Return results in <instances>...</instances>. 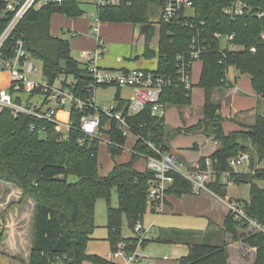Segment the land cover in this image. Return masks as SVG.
I'll list each match as a JSON object with an SVG mask.
<instances>
[{
	"label": "trees",
	"instance_id": "obj_1",
	"mask_svg": "<svg viewBox=\"0 0 264 264\" xmlns=\"http://www.w3.org/2000/svg\"><path fill=\"white\" fill-rule=\"evenodd\" d=\"M233 1L193 0L191 21L187 25L176 20L165 22L159 19L158 50L153 53V56L157 55L158 63L155 70H150L165 74L171 80L162 88L160 101L163 104L190 105L191 87L186 88L177 81L176 57L182 54L187 60L194 42L209 47L199 58L202 69L198 86L204 92L201 116L195 124L174 131L199 132L212 139L216 148L208 157L220 170L228 169V159L241 152L249 153L250 168L264 156V114L258 113L252 124L241 125L243 128L226 133L220 104L212 99L214 89L232 86L226 78L229 67L237 71V75H248L253 91L264 99V15L256 16L257 11L264 12V0H245L250 11L231 19L223 13V8ZM152 3L160 7L157 0H122L116 6L97 8V19L100 22L149 23L145 33L149 41L151 22L148 8ZM82 4L83 1L72 0L30 8L5 39L1 52L13 55L14 42L21 39L32 58L41 61L45 79L52 82L56 77H62L66 81L71 77V89L85 95L86 85L91 79L88 71L71 57L68 40L50 33L53 13L79 17L84 13ZM10 17L9 12L0 15V34ZM215 32L233 34V42L238 48L220 51L218 40L213 38ZM145 54L147 58L153 57ZM116 108L121 109L119 106ZM79 114L71 110L70 119L76 125ZM101 118L103 122L106 120L104 115ZM163 119L149 116L148 108L127 118L131 132L137 137L130 159L115 163L107 175L101 176L98 173V141L86 140L80 145L77 142L80 133L75 129L69 130L62 138V133L55 130L52 122L41 120L35 123L32 117H13L6 109L0 111V180L18 187L22 197H29L34 202L29 264H59L56 258L63 264L106 263V259L86 252L94 229V206L98 198L107 202V240L111 249L120 241L136 242L135 233L125 238L122 236L123 218L133 230L136 222L154 208L147 199L148 181L153 172L136 170L134 162L141 155L158 156L148 142L160 152H168L166 142L169 134ZM32 123H35L33 130ZM41 126L45 127L43 137ZM107 133V151L114 158L121 154L126 136L114 120L110 121ZM232 177L236 184H249L250 200L244 203L246 214L264 226V187L257 183L264 180V169L255 174L233 172ZM226 187L219 180L209 184L217 197L229 201ZM112 189L118 195L115 208L110 205ZM168 193L177 196L191 194V185L175 174ZM220 229L225 236L222 245L187 243L188 253L178 260L179 264H232L227 261V247L235 241L253 250L248 254L252 256L250 264H264V234L251 231L246 224L239 226L229 212L224 216ZM2 237L0 232V244ZM126 247L131 250L134 245L126 243Z\"/></svg>",
	"mask_w": 264,
	"mask_h": 264
},
{
	"label": "built area",
	"instance_id": "obj_2",
	"mask_svg": "<svg viewBox=\"0 0 264 264\" xmlns=\"http://www.w3.org/2000/svg\"><path fill=\"white\" fill-rule=\"evenodd\" d=\"M64 1L72 0H0V15L5 12L11 14L10 20L0 34V71H6L9 76L8 85L0 88V111L6 109L11 112L13 117L24 116L32 117L36 122L46 120L54 124L57 132H61V137L65 138L69 130L75 129L80 133L77 142L83 145L86 140H96L100 142H109L107 138L110 129V121L114 120L126 136L131 132L127 123V118L142 112L148 108L149 116L160 118L164 115V104L160 101V94L163 86L170 84L168 76L161 73H155L146 69H116L101 68L98 60L104 49V42L97 37L96 48L89 53L86 61L81 62L90 75L89 83L86 85V94L81 95L72 88V80L68 78L56 77L49 82L42 74V68L39 72L33 61L32 56L23 46L21 39H17L13 45V55H7L1 52L5 39L13 30L18 21L30 9H38L48 4H61ZM94 4L96 8L104 6H116L122 3V0H77ZM160 4V19L165 22L176 20L178 23L187 25L191 20L186 12L187 8H193V0H157ZM127 4H130L127 2ZM250 11V6L245 0H234L223 8V13L231 19L240 17ZM264 15L263 11H257L256 16ZM96 32L97 26H93ZM76 34L72 33L71 36ZM213 38L218 40L220 51L223 49H236L238 45L233 42V34L222 35L219 32L213 33ZM224 42V43H223ZM209 48L205 45L192 43L189 56L184 60L182 54L177 55L178 76L177 81L184 87H191V66L195 60H199L203 51ZM78 61V60H77ZM80 62V61H78ZM65 82V84H64ZM113 85L116 87L126 86L130 88L127 109H117L114 105H109L103 109L98 108L94 103V92L98 87ZM55 101V106L43 109ZM68 107L65 118L60 119L58 114ZM80 112L78 124L76 125L70 119L71 110ZM63 113V112H62ZM106 120L102 121V116ZM35 123L31 124V129L35 128ZM41 132L45 130L41 126ZM148 145L155 150L158 156L141 155L145 160L146 169L153 172V177L148 181L147 199L155 209L162 207L166 200L168 190L174 183V175H178L188 181L191 185V193L196 196L214 195L209 188V184L219 180L223 184L234 183L232 173H250L264 169V156L256 160L253 168H250V155L241 152L228 159V169L220 170L215 167L214 161L205 156L200 162L187 163L172 152H160L152 143ZM244 165L246 169L238 171L237 167ZM264 187V180L260 181ZM229 213L239 226L247 225L251 231L264 234V226L255 219L249 217L245 211L244 203L238 200L226 201ZM137 236L136 243L141 244L144 239L145 229L141 221H137L133 227ZM124 238L126 236H123ZM138 244V245H139ZM137 245V246H138ZM137 249V247H136ZM130 250L123 241L118 242L110 249L105 259L112 264H139L141 257L137 250ZM167 258V256H164ZM59 264L63 261L56 258ZM145 264H150L146 262Z\"/></svg>",
	"mask_w": 264,
	"mask_h": 264
},
{
	"label": "rangeland",
	"instance_id": "obj_3",
	"mask_svg": "<svg viewBox=\"0 0 264 264\" xmlns=\"http://www.w3.org/2000/svg\"><path fill=\"white\" fill-rule=\"evenodd\" d=\"M84 13L79 16L80 18L86 17L89 19V30L88 33L90 37H94L96 32L93 31V26H97L98 15L97 8L94 4L83 3L81 5ZM149 18L151 22V27L149 28L148 35H150L151 40L149 42V50L157 52L158 50V39H159V28L157 27L158 16L160 15V7L157 4H150L149 8ZM192 8H187L186 12L192 14ZM53 14H59V16L65 15L64 13L56 12ZM52 14V15H53ZM57 16L55 20L51 22L55 30V35L63 37L68 40L70 45V55L73 59H76L80 62L86 61V57L89 55L91 50L96 48L93 40L85 38V31H79L75 36H69L65 32H60V28L64 26L62 18ZM66 16V15H65ZM77 18V17H74ZM103 26L101 30L108 24L106 22H100ZM149 24V23H148ZM143 24L124 22V23H111V32L103 34L101 31V38L104 41V48L106 49L103 52V55L98 60V65L101 67H126L128 69H146V70H155L157 68V55L154 57H143L142 56V45L145 43L147 36L142 34L140 29ZM66 27V26H64ZM54 32V31H53ZM52 33V31H51ZM132 41V43H131ZM97 43V41H96ZM224 43V42H223ZM97 45V44H96ZM138 57H136V55ZM115 58H120L124 63L119 64L116 62ZM33 61L36 65L37 70L41 71V61L33 58ZM202 62L200 60L196 61L193 64V76H192V87L190 90L191 103L194 106L202 105L204 96L202 89L198 86V74L201 69ZM72 78L68 77V81H71ZM9 81V76L6 71H0V88H4L6 83ZM237 86L244 91L247 95L242 94L235 96L232 100L231 110L236 111L239 109H249L257 105L255 100L254 93L252 91L249 79L246 75H241L238 77ZM116 86L109 85L105 87H98L94 92V103L95 105L103 109L109 105H113L114 93ZM130 96V88L122 86L120 89V97L122 99H128ZM260 106L263 105V102L260 101ZM55 106V101H52L48 105H45L43 109L47 107ZM69 108L65 107L63 109V114L67 113ZM185 112V111H184ZM185 116L186 113H184ZM194 116L188 117L186 119V124L193 123ZM184 117H182V112L180 107H177L173 104H164V126L167 130L169 136L167 137V146L173 147L177 151L179 157L186 162H196L200 160L201 157L210 156L213 149V141L208 139L205 135H192V134H179L174 129L181 127L184 124ZM231 125L228 121L225 120L223 124V129L229 131L228 129ZM172 127V128H171ZM44 133L41 134L43 137ZM178 134V135H177ZM175 136V137H174ZM107 144L100 143L98 147V173L100 175H107L111 170L112 160L105 150ZM133 145L132 134L126 133V140L123 146V150L120 156L115 157L116 162H120L123 159H130L131 146ZM172 145V146H170ZM135 165L138 168H143L142 159L136 160ZM244 165L237 167L238 171H242ZM104 175V176H105ZM73 179V178H71ZM261 186V183L257 181ZM18 188V187H17ZM19 189V188H18ZM227 193L232 195V197L238 198L240 202L245 203L249 202V184L248 183H228L227 184ZM20 190V189H19ZM21 191V190H20ZM188 195L191 197L192 194H182ZM180 195V196H182ZM22 196V193H21ZM196 197V196H195ZM29 198V197H25ZM31 199V198H29ZM214 199V198H213ZM32 200V199H31ZM209 201V199L207 198ZM216 203L211 204L212 202H201L197 198H190L182 200L178 205V210L171 209L169 211L163 210V207L155 209V211H148L142 218L141 224L142 227L146 230L144 239L158 238L161 237L167 241L181 242L182 243H202L210 245H222L225 242V236L223 231L220 229L216 223H220L218 220L217 212L219 209L225 206L226 201L219 198L214 199ZM33 201V200H32ZM13 203V202H11ZM34 203V202H33ZM110 205L115 208L118 206V195L115 189H112L110 195ZM228 207V206H227ZM229 212V209L228 211ZM31 216V213L30 215ZM209 220L212 222L211 225H208ZM25 234L30 231V221L23 220ZM153 225V226H152ZM134 230L130 229L127 226L125 218H123L122 226V236H133ZM26 237V236H25ZM145 242V243H144ZM142 241L141 244L138 242H126L127 244L134 245L132 250H135L137 247V252L144 256L141 257L145 262H150V264H160L161 262H167L169 264H179L180 256L178 253H181L183 247H169L170 250H165L164 243L157 242H148ZM167 244H170V243ZM236 242V241H235ZM232 242L228 248V262L235 263L240 261V264H250L252 261V256L249 258L245 255L244 246L240 245L237 247V244ZM241 244V242H239ZM139 244V245H138ZM138 245V246H137ZM143 245H147L146 247ZM115 246V245H114ZM111 249V246L107 240V202L104 198H98L94 206V229L91 234V238L87 243L86 252L88 254H94L101 258L105 259L106 253ZM252 253V251H251ZM166 255L168 259H161V256ZM65 258V257H63ZM245 261H243V260ZM0 264H23L19 260L12 259L5 255L0 254ZM84 264H94L86 262ZM104 264H112L106 261Z\"/></svg>",
	"mask_w": 264,
	"mask_h": 264
},
{
	"label": "crops",
	"instance_id": "obj_4",
	"mask_svg": "<svg viewBox=\"0 0 264 264\" xmlns=\"http://www.w3.org/2000/svg\"><path fill=\"white\" fill-rule=\"evenodd\" d=\"M83 3H87V2H83ZM57 16H59V14L51 15L50 22H51V18H52V22H53V20H55V18ZM59 17L62 18L63 24H64V26H66V27H64V26L61 27L60 28V32H65L69 36H71L72 33L78 34L79 31H81V30L85 31V32L87 31L85 33L86 36H84V37L93 40L95 46L97 44L96 43L97 37L101 38V34H102L101 31L103 32V34H107V33L111 32V26H110L111 23H115V24L124 23V22H106L108 24L104 27L103 30H101V28L103 26L98 21L99 24L97 25L96 34L92 38V37H90V35L88 33L90 25H89V19H87L86 17L74 18V17L65 16V15H62V16H59ZM159 19H160V15L158 16V20ZM157 27H158V22H157ZM55 30L56 29H54V27L52 26V23H50V33L52 31L51 35L58 36V35H55ZM150 40H151V38L149 39V41L146 39L145 43H143V45H142V47H143L142 48V56L143 57H146V54H145V56L143 55L144 52H146L149 56H153L154 51L153 50H149V48H148ZM131 43H132V41H131ZM145 47H147V48H145ZM94 49H92L91 51H93ZM105 49H106V46H105L104 50ZM104 50H103V52H104ZM103 52H102L101 56L103 55ZM138 55L139 54H137L136 57H138ZM115 59H116V62H118L119 64L124 63L123 60H121L120 58H115ZM196 61H198V60H195L192 63V66H191V73H190L191 84H192V76H193L192 67H193V64ZM101 68H112V67H101ZM121 68L122 69H128L126 67H119V68H116V69H121ZM201 69H202V66H201ZM201 69L199 71L198 77H200ZM244 75H246V74H244ZM239 76H241V75H237V71H235L232 67H229L226 70V78L232 84V86L230 88H225V89H221V90L214 89V91H213L212 99H213V101H215V102L217 101L220 104V112H221L222 116L224 117L223 124H224L225 120L228 121L231 124V125H229L230 126L229 128H231V129H228L229 131H225L223 129L224 132H226V133L230 132V131H234V130L243 128L241 125H250V124H252L254 122L256 114H258V113L264 114V99L259 97L253 91V89H252V91L254 93L255 100L257 101V105L255 107H251L249 109H239V110H236V111H232L231 110L232 100H233V98L235 96H239V95H242V94L247 95L244 91H242L237 86V80H238ZM246 76L248 77L249 83H250L249 76L248 75H246ZM197 79L199 80V78H197ZM7 85H8V83H6V86ZM6 86H4V87H6ZM191 87H192V85H191ZM116 89L117 90H115V93H114V101L115 102L113 103V105L116 106V107L119 106L121 109H127L128 99L129 98L128 99H122L120 97V89H121V87H116ZM116 93H118V95H117L118 98L116 96ZM203 96H204V92H203ZM260 101L263 102L262 106L259 105V103H261ZM202 105H203V103H202ZM202 105L194 106L191 103L190 105H186L184 107H180V111L182 112V117H184L183 120L185 122L179 128H185V127H188V126H191V125L195 124L197 122L198 118L201 116ZM184 113H186L187 116H185ZM61 114H62V116L65 117V114H63L62 112H61ZM191 116H194L193 123L187 125L186 124V119L188 117H191ZM163 118H164V115H163ZM164 122H165V120H164ZM130 133L132 134L133 145H134L137 137L132 132H130ZM179 134H192V135H200V134H202V135H204L203 133H199V132H195V133L180 132ZM105 136L107 138L109 137L108 134L105 135ZM207 138L210 139L209 137H207ZM210 140L213 141L212 139H210ZM100 143H105V142H100ZM100 143H99V145H100ZM105 144H108V143H105ZM99 145H98V147H99ZM133 145L131 146V151H132ZM170 146H172V145H170ZM215 148H216V143L213 141V149H212L211 153L215 150ZM105 150L107 151V145L105 146ZM131 151H130V155H131ZM170 151L172 153H174L176 156L179 157L177 151H175L173 149V147H170ZM107 153H108V151H107ZM109 156H110V154H109ZM117 156H120V154L116 155L115 157H117ZM115 157L112 158L110 156V158L112 160L111 169H112V167H113V165L115 163H123V162L128 161V159L127 160L123 159V161L121 160L120 162H116L115 161ZM138 159H142L143 168H138L135 165L136 161L134 162V168L136 170H138V171H144L146 169L145 160H144L143 157H139ZM201 160H202V157H201L200 160H197L196 162H200ZM187 163H195V162H187ZM244 169H246L245 166H244ZM104 175L105 174H103L101 176H104ZM187 196L188 195L177 196V195L168 193L167 197H166V200L164 201V204L162 206L163 210H165V211H169L171 209L178 210L177 207L181 203L182 200L186 201L187 199H190L192 197L197 198L198 200H201V202H203V203L206 202L207 204H208V202H212L211 204H213V203L215 204L216 200H214V199L219 198L217 196L210 195V194L202 195V196H196V195L192 194V195H190L191 197H187ZM228 197H229L230 200H240L238 198L232 197V195H228ZM207 198L209 199V201L207 200ZM11 202H13V203H11ZM225 204H226L225 206L221 207L218 210L219 213L217 212L218 220L220 221V223H216L217 226H219V224H221L224 216L226 215V213L228 211L227 202ZM148 211L153 212L155 210L154 209H149ZM30 213H31V216H29ZM33 214H34V203H33V201L31 199H29V198L22 197L21 196V191L16 186H14L13 184L0 180V232H2V235H3L2 241H1V244H0V254L5 255L7 257H10L12 259L19 260L23 264H29L30 251H31V246H32V236H33ZM143 216H142V218H143ZM23 220H25L27 222L30 221V231L28 232V235H27V233L25 234ZM211 224H212V222L209 220L208 225H211ZM146 240H147L146 243H148V242L164 243V246H165L164 249L165 250L166 249L170 250L169 247H174V246L183 247L181 249V253L180 252L178 253L182 257L185 256L188 253L187 243L184 244V243H182V241L180 243L179 242L171 243V242H169L166 239H163L161 237L151 238V239H146ZM168 242L170 244H167ZM235 243L237 244V247L238 246L240 247L241 244L239 243V241H236ZM143 246H145V245H143ZM244 249H245V252H244L245 255H247V257L250 258L251 255H248V254H249V252H251L253 250L250 249V248H244ZM140 256H142V255H140ZM144 256H142V257L144 258ZM164 256H166V255H164ZM164 256H161V259H163V260L164 259H168V258H164ZM143 258L140 259V261L138 262L139 264H145L146 263L145 260H143ZM243 261H245V260H243ZM239 262L240 261H237V262H235L233 264H240ZM160 264H169V263L161 262Z\"/></svg>",
	"mask_w": 264,
	"mask_h": 264
},
{
	"label": "water",
	"instance_id": "obj_5",
	"mask_svg": "<svg viewBox=\"0 0 264 264\" xmlns=\"http://www.w3.org/2000/svg\"><path fill=\"white\" fill-rule=\"evenodd\" d=\"M148 27H149L148 23L143 24L141 29H140L141 33L144 34L146 32V30L148 29Z\"/></svg>",
	"mask_w": 264,
	"mask_h": 264
},
{
	"label": "bare ground",
	"instance_id": "obj_6",
	"mask_svg": "<svg viewBox=\"0 0 264 264\" xmlns=\"http://www.w3.org/2000/svg\"><path fill=\"white\" fill-rule=\"evenodd\" d=\"M58 117H59L60 119H64V118H65L64 116H62L61 113L58 114ZM61 117H62V118H61Z\"/></svg>",
	"mask_w": 264,
	"mask_h": 264
}]
</instances>
